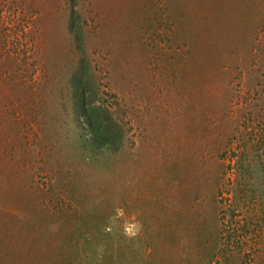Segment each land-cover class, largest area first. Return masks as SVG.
<instances>
[{"label": "rangeland", "instance_id": "1", "mask_svg": "<svg viewBox=\"0 0 264 264\" xmlns=\"http://www.w3.org/2000/svg\"><path fill=\"white\" fill-rule=\"evenodd\" d=\"M0 264H264V0H0Z\"/></svg>", "mask_w": 264, "mask_h": 264}, {"label": "trees", "instance_id": "2", "mask_svg": "<svg viewBox=\"0 0 264 264\" xmlns=\"http://www.w3.org/2000/svg\"><path fill=\"white\" fill-rule=\"evenodd\" d=\"M72 9V8H71ZM74 10H71V19H77ZM73 23L70 25V29H73ZM80 29L76 28L73 31L77 35L78 41H80ZM89 69L84 65L79 68L78 72L72 79V99L73 109L78 116L83 118L88 132L92 136V141L97 147H108L112 151H117L121 143L122 133L118 127L111 122L106 111L98 106H95L91 102L85 101L84 91L82 85L89 87L88 81Z\"/></svg>", "mask_w": 264, "mask_h": 264}]
</instances>
